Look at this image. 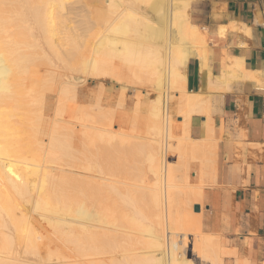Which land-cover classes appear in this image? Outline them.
<instances>
[{"label":"bare ground","instance_id":"obj_1","mask_svg":"<svg viewBox=\"0 0 264 264\" xmlns=\"http://www.w3.org/2000/svg\"><path fill=\"white\" fill-rule=\"evenodd\" d=\"M162 3L0 0V264H224L220 236L192 211L205 182L189 177L194 162L203 177L216 161L210 95L186 89L188 59L206 67L204 33L190 0L165 17ZM88 79L100 82L92 106L76 97ZM104 81L119 89L111 107L99 103ZM134 83L156 95L144 113L135 96L125 120ZM123 144L141 168L119 155Z\"/></svg>","mask_w":264,"mask_h":264},{"label":"crops","instance_id":"obj_2","mask_svg":"<svg viewBox=\"0 0 264 264\" xmlns=\"http://www.w3.org/2000/svg\"><path fill=\"white\" fill-rule=\"evenodd\" d=\"M189 18L204 33L207 68L190 57L186 89L210 95L216 142L203 177L197 161L191 166L195 185L211 186L200 189L194 213L204 232L220 236L224 262L264 264V0H195L192 15L190 0ZM203 119L193 115L191 138L202 137Z\"/></svg>","mask_w":264,"mask_h":264},{"label":"rangeland","instance_id":"obj_3","mask_svg":"<svg viewBox=\"0 0 264 264\" xmlns=\"http://www.w3.org/2000/svg\"><path fill=\"white\" fill-rule=\"evenodd\" d=\"M194 2H195V0H191V15H192V11H193V7H194ZM74 4H76V5H74V6H76L75 8H77V9H74V12L75 13H73V14H71V15H69L70 17L69 18H71V21H74V22H78L80 19H81V14H82V12H81V10L80 9H83V8H80V7H83L82 6V4L80 5L79 3L77 4V3H74ZM173 4L174 5H176V4H178V0H163V3L161 4V6H160V10H159V13H162L163 15H164V17L166 16V15H170V12L172 11L171 9H173ZM80 7H79V6ZM77 12H76V11ZM80 10V11H79ZM76 17V18H75ZM75 18V19H74ZM78 18V19H77ZM155 26H158V27H164L165 29H166V32H167V34H168V37H169V28L166 26V25H164V24H162V23H160V22H157V21H155ZM167 37V38H168ZM169 43L170 42H166V46H169ZM42 71H43V69H42ZM96 79H88L84 84H82V85H80L79 87H77V91H76V97H77V99H78V102L81 104H83V105H91L92 106V104L93 103H95V101L97 100V98L95 97V95L98 97V92H99V90L98 89H100V82L98 81V80H96ZM89 81V82H88ZM92 81V82H91ZM105 82V83H104ZM103 82V87H104V96H103V101H105V103H103V101L102 102H99L102 106H108V107H111V106H113L114 104H110V103H112V102H115L116 100V96H117V94H118V92H119V89H118V87H115V85H113V84H111L110 82H107V81H104ZM108 83V84H107ZM99 84V85H98ZM141 84H143L142 86H138L139 88H137L136 86L137 85H139V83H134V84H132V87H128V89L126 90V92H125V99H126V105H125V107H124V111H125V113H124V118H125V120H127L128 118H129V116H130V113H131V111H132V109H133V106H134V101L135 100H137L136 98H135V96H139L140 97V104H142V105H140V112L141 113H144V112H142V111H145L146 112V106H147V104L149 103V102H151L152 101V98H154L155 97V95H156V92L154 91V90H152L150 87H148L145 83H141ZM114 86V87H113ZM99 87V88H98ZM140 87H142V88H140ZM137 88V89H136ZM89 90V91H88ZM97 90H98V92H97ZM138 90H140L139 91V93L137 92ZM110 91V92H109ZM154 91V92H153ZM106 92H107V97H105L106 96ZM148 92H150V93H148ZM92 93V94H91ZM95 93H98V94H95ZM137 93V94H136ZM145 93V94H144ZM57 93H53V92H51V91H46V95H47V101H46V103H47V105H53L56 101V95ZM112 94V95H111ZM139 94V95H138ZM109 95V96H108ZM89 96V97H88ZM112 96V97H111ZM139 97H137L138 99H139ZM142 97V98H141ZM49 98V99H48ZM95 98H96V100H95ZM88 99V100H87ZM109 99V100H108ZM108 101V103H107V101ZM49 101V102H48ZM51 102V103H50ZM90 102V103H89ZM106 103H107V105H106ZM96 104V103H95ZM109 104V105H108ZM143 106V107H142ZM97 107V106H96ZM96 107L94 108V107H92L93 108V111L95 112V111H97L96 110ZM105 127V126H104ZM107 127V126H106ZM141 129H143V130H141ZM140 131H144V126H143V124H141V126H140V129H139ZM190 136H191V131H190ZM134 140V139H133ZM143 141V140H142ZM139 142L141 143V140L139 141V140H134V144H135V146H137L138 144H139ZM132 143V144H133ZM131 144V145H132ZM133 144V145H134ZM137 144V145H136ZM103 145H104V149L102 148V150H104L105 152H104V154H103V156H104V158L107 160V159H109V161H110V155H109V153H111V148H112V143L111 142H103L102 144H101V146L103 147ZM117 145V144H116ZM125 145L123 144V147L122 148H120L121 149V151H119L120 153H119V155L121 156V157H123L124 158V156L125 155H127V154H125V153H127L128 151V157H126L127 159H131L130 160V167L133 169V168H135V169H137V168H141V166L140 165H138L137 163H141V160H140V158L138 159V157L137 158H134L133 156H135L136 157V153L134 152V151H132V150H130L129 149V147H127L126 148V146L124 147ZM119 149V150H120ZM126 149H127V151H126ZM108 151V152H107ZM124 151V152H123ZM121 152H123V154H121ZM130 153L131 154H133V156L132 155H130ZM108 154V155H107ZM106 155V156H105ZM129 156H131L130 158H129ZM109 157V158H108ZM137 159H138V162H137ZM66 161H67V158L65 159ZM140 161V162H139ZM137 162V163H136ZM134 166H136V167H134ZM55 171H57L58 172V169H56ZM193 172V170H190V173H189V177H190V179H191V181H190V184H196L197 182H196V179H195V177H194V174L192 173ZM178 174H180V173H178ZM209 187H211V186H205L204 187V189L206 190V189H209ZM195 206V205H194ZM194 206L192 207V211L193 212H197V211H195L194 210ZM203 214H210V208L208 207V206H206L204 203H203V210H202V213H201V216H202V221H207L208 219L206 218V217H203ZM205 229V228H204ZM206 230V229H205ZM230 235L231 234H227V235H224V237L227 239V238H229L230 237ZM191 246V245H190ZM224 264H227L226 262H224Z\"/></svg>","mask_w":264,"mask_h":264},{"label":"water","instance_id":"obj_4","mask_svg":"<svg viewBox=\"0 0 264 264\" xmlns=\"http://www.w3.org/2000/svg\"><path fill=\"white\" fill-rule=\"evenodd\" d=\"M199 209H200L199 205L196 204V205L194 206V210H195V211H199Z\"/></svg>","mask_w":264,"mask_h":264}]
</instances>
